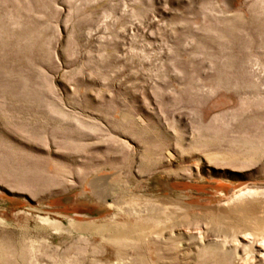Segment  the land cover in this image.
Here are the masks:
<instances>
[{
    "label": "rangeland",
    "instance_id": "obj_1",
    "mask_svg": "<svg viewBox=\"0 0 264 264\" xmlns=\"http://www.w3.org/2000/svg\"><path fill=\"white\" fill-rule=\"evenodd\" d=\"M0 264H264V0H0Z\"/></svg>",
    "mask_w": 264,
    "mask_h": 264
},
{
    "label": "bare ground",
    "instance_id": "obj_2",
    "mask_svg": "<svg viewBox=\"0 0 264 264\" xmlns=\"http://www.w3.org/2000/svg\"><path fill=\"white\" fill-rule=\"evenodd\" d=\"M260 254H263L262 252Z\"/></svg>",
    "mask_w": 264,
    "mask_h": 264
}]
</instances>
